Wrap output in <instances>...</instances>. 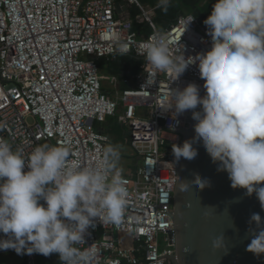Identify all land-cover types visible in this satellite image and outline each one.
<instances>
[{
  "label": "built area",
  "instance_id": "obj_1",
  "mask_svg": "<svg viewBox=\"0 0 264 264\" xmlns=\"http://www.w3.org/2000/svg\"><path fill=\"white\" fill-rule=\"evenodd\" d=\"M119 1L0 0V138L25 154L45 143L66 146L71 159L98 167L110 139L97 125L118 117L131 131L138 158L133 175L122 174L126 209L118 225L97 218L76 247L95 249L90 264H176L179 173L172 145H181L179 131L189 127L190 111L174 114L172 90L195 83L202 96L204 82L198 62L176 79L174 72L154 69L140 45L162 36L170 56L187 59L210 50L211 37L191 15L162 32L154 9L125 0L129 8H140L137 22L152 29L140 37L128 14L116 13ZM130 54L141 61L137 88L119 90L116 78L104 76L96 61ZM106 81L113 93L104 91ZM30 246L20 254L35 264ZM12 252L0 250V255Z\"/></svg>",
  "mask_w": 264,
  "mask_h": 264
},
{
  "label": "clouds",
  "instance_id": "obj_2",
  "mask_svg": "<svg viewBox=\"0 0 264 264\" xmlns=\"http://www.w3.org/2000/svg\"><path fill=\"white\" fill-rule=\"evenodd\" d=\"M203 23L211 48L194 58L170 56L162 36L140 45L154 69L174 72L177 79L198 62L204 81L203 96L195 83L172 90L174 114L191 111L196 122L192 140L173 144L172 153L177 162L191 161L198 155L193 143L202 141L230 186L255 194L264 211V0H216ZM119 158L109 144L98 167L83 166L66 146L45 143L25 154L0 138V234L7 237L0 238V250L20 254L30 244L29 254H57L60 264H90L95 249L76 245L85 242L97 218L118 225L126 209ZM192 184L201 190L210 186L195 174L192 182L179 181V190ZM249 224L255 227L249 229L246 251L264 256V220L253 213ZM222 241L217 237L213 248Z\"/></svg>",
  "mask_w": 264,
  "mask_h": 264
},
{
  "label": "water",
  "instance_id": "obj_3",
  "mask_svg": "<svg viewBox=\"0 0 264 264\" xmlns=\"http://www.w3.org/2000/svg\"><path fill=\"white\" fill-rule=\"evenodd\" d=\"M116 13L122 15L129 11L125 0L119 1ZM204 82V81H203ZM205 95L203 88L202 96ZM198 106L196 111H200ZM189 127L181 129L182 143L195 136L192 112L188 119ZM198 155L189 161L181 158L178 167L179 181L192 182L195 174L202 180L210 182L204 189L195 184L188 191L179 190V181L174 195L173 220L176 232V256L172 261L176 264H264V256H255L246 251L250 242V216L259 213L264 220L255 194L246 195L243 189H233L226 172H218L205 152L202 141L193 143ZM223 236L217 248L213 241Z\"/></svg>",
  "mask_w": 264,
  "mask_h": 264
},
{
  "label": "trees",
  "instance_id": "obj_4",
  "mask_svg": "<svg viewBox=\"0 0 264 264\" xmlns=\"http://www.w3.org/2000/svg\"><path fill=\"white\" fill-rule=\"evenodd\" d=\"M139 2L155 10V23L160 31L165 32L174 25L181 16L187 15L195 17L201 25L205 26L203 21L211 14L212 5L216 0H139ZM127 14V18L134 23V31L137 32L140 37L147 36L152 32L149 25L139 24L137 22V17L141 14L138 6H131ZM96 62L101 72L104 73V76L116 78L121 90L137 88L136 77L141 72V61L133 54L100 58L97 59ZM127 81H129V83H127ZM104 91L112 93L114 89L104 86ZM97 129L104 132L109 137V144L119 147L120 149L126 146L131 147V131L128 127L120 124L118 117L108 118L106 122L100 125L98 124ZM119 156L121 159L135 161V163L130 165L131 168L130 171H128L133 175L138 162L137 156H131L128 153H119ZM34 259L35 264H60L57 254H51L45 257L34 252ZM23 264H29L27 256H25Z\"/></svg>",
  "mask_w": 264,
  "mask_h": 264
},
{
  "label": "rangeland",
  "instance_id": "obj_5",
  "mask_svg": "<svg viewBox=\"0 0 264 264\" xmlns=\"http://www.w3.org/2000/svg\"><path fill=\"white\" fill-rule=\"evenodd\" d=\"M104 86L111 87L110 82L106 81L104 83ZM141 114L144 116L145 109H143L141 111ZM114 147H116V146H114ZM116 148L119 151V153H128L131 156L135 155V152L133 151V149L131 147L126 146L122 149H120L119 147H116ZM133 163H135L134 160L131 161L130 159H121L120 158L118 161V167L122 169V174L130 171V168H131L130 165ZM24 261H25V255L17 254V252H12L9 254L0 255V264H23Z\"/></svg>",
  "mask_w": 264,
  "mask_h": 264
},
{
  "label": "crops",
  "instance_id": "obj_6",
  "mask_svg": "<svg viewBox=\"0 0 264 264\" xmlns=\"http://www.w3.org/2000/svg\"><path fill=\"white\" fill-rule=\"evenodd\" d=\"M110 85H111V84H110ZM111 87L114 89V87H113V86H111ZM115 89H116V88H115ZM118 89H119V90H121L119 87H118ZM112 93H113V92H112Z\"/></svg>",
  "mask_w": 264,
  "mask_h": 264
}]
</instances>
